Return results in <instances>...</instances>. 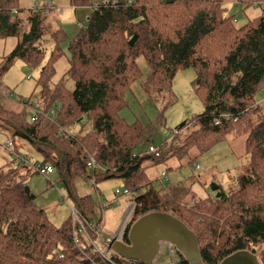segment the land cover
Segmentation results:
<instances>
[{"label": "trees", "instance_id": "obj_1", "mask_svg": "<svg viewBox=\"0 0 264 264\" xmlns=\"http://www.w3.org/2000/svg\"><path fill=\"white\" fill-rule=\"evenodd\" d=\"M66 1L91 11L68 41L69 67L52 83L55 64L65 55L60 45L67 41L61 26L53 28L46 21L47 12L55 8L45 3L35 11L20 8L18 0H0V38L18 37L22 26H29L1 57L0 78L16 60L28 69L40 67L38 95L18 101L19 109L2 102L11 93L0 89L5 94L0 100V128H12V137L33 145L41 153V164L59 173L92 239L95 234L88 226L95 223L94 216L97 221L101 217L89 195H76L74 176L86 182L94 177L96 184L115 178L121 189L131 192L128 196L135 205L124 241L138 217L167 212L194 231L204 264H219L234 251L258 247L264 264V96L257 98L264 90V0L232 1L243 6L242 12L253 5L260 9L241 25L236 14H226V0ZM48 40L54 46L43 64ZM140 57L148 65L145 77ZM185 68L195 71L193 86L202 112L177 124L172 137L160 144L158 155L139 149L157 133L156 126L164 127V113L175 101L174 75ZM69 79L72 88L67 86ZM136 82L156 106V126L128 123L119 114L127 105L126 92ZM34 103L40 104L41 113L36 121H28ZM84 121L91 125L84 134L70 137L60 131ZM184 130L189 131L181 135ZM231 132L246 135L247 160L236 187L228 192L219 186L214 194L199 198L180 185L158 187L148 175L149 168L168 157L187 158L192 164L191 151L201 155ZM10 153L12 165L0 166V264H144L126 261L113 251L104 257L75 232L73 219L53 224L35 205L30 190L25 192L24 171L29 167L15 164L14 152ZM88 155L104 171H90Z\"/></svg>", "mask_w": 264, "mask_h": 264}, {"label": "rangeland", "instance_id": "obj_2", "mask_svg": "<svg viewBox=\"0 0 264 264\" xmlns=\"http://www.w3.org/2000/svg\"><path fill=\"white\" fill-rule=\"evenodd\" d=\"M226 0L224 6L227 8L226 14H236L238 24H243L248 18L260 13L259 7L255 5L246 8L245 11L240 9L243 6H237V3ZM39 2L38 8L42 10L47 2H51L50 8L54 11L47 12L46 21L53 27L61 26L67 36V41L61 43L60 47L64 50L65 55L61 57L55 64V74L52 77V83L56 82L61 75L69 67L70 53L67 50L68 41L77 33L80 27L77 22L86 23L90 14L89 7H71L66 0H18L20 8H35ZM237 6V7H236ZM240 10V11H239ZM239 11V13H237ZM23 17V12L18 14ZM57 17V18H56ZM29 30L28 25H23L19 36H9L0 38V61L1 57L9 53L16 45L22 34ZM54 42L48 40L44 43L46 48L45 63L50 50L53 48ZM144 77L148 72V65L145 60L140 57L138 60ZM40 67L36 69H28L20 60H16L5 74L0 78V89H8L12 94L0 100L13 109H19L21 104L18 101L28 99L33 93L38 95V87H36V79L39 75ZM195 79V71L192 68L180 69L174 75L172 81V91L175 101L166 109L164 113V127L156 126L157 109L152 99L145 93L138 82L134 83L129 91L126 92L127 105L120 110V116L128 123L138 122L142 125L156 126L157 133L147 137L141 144L139 149H144L148 144L159 146L163 140L172 137L171 130L180 122L189 119L194 114L201 113L203 103L201 98L195 93L193 80ZM67 86L73 87V81L68 80ZM264 96V90L261 91L257 98L261 100ZM31 112L27 115L30 121ZM11 129V130H10ZM0 128V166L8 164L12 165V154L14 147L17 152L28 158L31 166L27 173L26 183L33 194L34 203L38 208L45 211L47 217L55 225H60L65 221L72 219L71 208L75 206V200L68 195L67 187L61 180L56 170L47 176L39 174L34 167L41 164V153L25 139L19 136L12 137V128ZM91 129L90 123L85 121L78 123L71 128H67V132L63 133L76 135L84 134ZM189 130L180 132L181 135ZM246 135H236L231 132L225 139L216 143L205 153L198 155L195 151H191V157H194L193 163L190 164L188 159H178L176 157H168L155 166L148 169V175L154 180L156 186L167 188L172 185H180L186 187L196 193L197 197L204 198L210 194H214L211 190L212 184L221 186L224 191L236 187L237 177L242 172V166L246 163L245 154ZM13 145L10 149H5L4 145L7 141H12ZM198 166V167H196ZM165 174L163 177L162 175ZM161 178V180H160ZM72 183L78 197L89 195L93 202L98 217H103L104 225L98 235L94 237L95 244L102 249L103 236L114 234L121 222L122 216L126 208L131 203L133 196H125L120 200L119 205L104 207L100 209V201L105 203L110 201L114 196V190L117 187L122 188V184L115 178H108L96 184L86 182L80 176L72 177ZM77 225V224H76ZM259 253H260V248ZM168 256L162 254L157 264H166Z\"/></svg>", "mask_w": 264, "mask_h": 264}, {"label": "water", "instance_id": "obj_3", "mask_svg": "<svg viewBox=\"0 0 264 264\" xmlns=\"http://www.w3.org/2000/svg\"><path fill=\"white\" fill-rule=\"evenodd\" d=\"M217 184L211 185L212 191L218 190ZM26 194L29 193L25 186ZM217 197L219 193L216 194ZM97 222V217L92 218ZM104 243L123 258L144 264H153L164 245H170L187 264H204L198 238L182 220L167 212L153 211L138 217L130 225L127 241L117 238L116 234L104 236ZM219 264H262L259 249L255 251L237 250L224 257Z\"/></svg>", "mask_w": 264, "mask_h": 264}, {"label": "built area", "instance_id": "obj_4", "mask_svg": "<svg viewBox=\"0 0 264 264\" xmlns=\"http://www.w3.org/2000/svg\"><path fill=\"white\" fill-rule=\"evenodd\" d=\"M39 6V2L36 3L34 10L38 11L40 10V8H38ZM48 6H51V4H48ZM96 6V3H94V7ZM81 27V26H79ZM30 112H31V121H36L38 118V115L41 113V109L38 103H34L32 106H30ZM50 116L53 117L55 116V110L51 109L50 110ZM61 132H64L63 129H60ZM13 146V141H7L6 144L4 145L5 149H10ZM161 151V146H154L153 144H148L145 152L147 153H154L156 155H158ZM14 156L16 157V161L15 164L21 163L24 166L30 167L31 164L28 161V158L25 157L24 155H22L21 153L15 152L14 150ZM87 168L94 172V173H98V172H102L104 171V167L96 164L93 156L88 155L87 156V162H86ZM35 170L39 173L42 174L44 176H47L49 174H51L53 172V167L51 165L48 164H40L37 165L36 167H34ZM90 183H93L96 186V182H95V178L92 177L89 181ZM131 195V192L128 191L126 188L121 189L120 187H117L114 190V196L113 198L108 202L106 201L105 203H102V201H100V209L103 211L104 207L107 206H112V205H119L120 204V200L125 197ZM134 201H131V203L129 204V206L126 208L123 216H122V222L118 228V230L114 233L116 234L117 238L122 239L123 237V233L125 232L128 224L130 223L131 220V216L133 213V209H134ZM71 215H72V219L74 220V223H76V229L75 232H78V234H82L84 235L89 242H91L94 250L100 252L104 257H107L108 253L111 250H108L107 245H105L104 243V236L103 239H101V242H103V248L100 249L94 242V239H92L88 233L87 227L82 224L78 218V213L76 212L75 208H71ZM104 225L103 222V217H101L97 223L92 224L90 223V225L88 226V228H90V230L96 235L99 234V232L101 231L102 227ZM162 254H166L168 256V262L166 264H185L182 259H179L178 253L175 251V249H173L170 245H164L161 248L160 251V255ZM126 261L130 260V259H126L124 258ZM158 260V259H157ZM157 260L153 263V264H157ZM132 262H138L135 260H130Z\"/></svg>", "mask_w": 264, "mask_h": 264}, {"label": "crops", "instance_id": "obj_5", "mask_svg": "<svg viewBox=\"0 0 264 264\" xmlns=\"http://www.w3.org/2000/svg\"><path fill=\"white\" fill-rule=\"evenodd\" d=\"M48 4H51L52 6H53V4L51 3V2H47ZM72 7V6H71ZM74 9H76V8H74ZM84 25V23L82 24V23H80V22H77V26L79 27V26H83Z\"/></svg>", "mask_w": 264, "mask_h": 264}, {"label": "bare ground", "instance_id": "obj_6", "mask_svg": "<svg viewBox=\"0 0 264 264\" xmlns=\"http://www.w3.org/2000/svg\"><path fill=\"white\" fill-rule=\"evenodd\" d=\"M39 104V103H38ZM39 106H40V104H39ZM89 234L91 233L90 231L88 232Z\"/></svg>", "mask_w": 264, "mask_h": 264}]
</instances>
